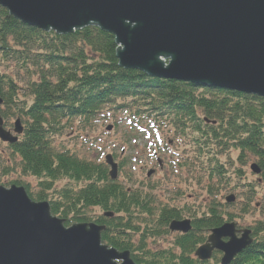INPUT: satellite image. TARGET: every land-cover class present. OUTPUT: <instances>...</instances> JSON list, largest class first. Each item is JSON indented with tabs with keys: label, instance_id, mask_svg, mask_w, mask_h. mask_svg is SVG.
Listing matches in <instances>:
<instances>
[{
	"label": "trees",
	"instance_id": "1",
	"mask_svg": "<svg viewBox=\"0 0 264 264\" xmlns=\"http://www.w3.org/2000/svg\"><path fill=\"white\" fill-rule=\"evenodd\" d=\"M116 48L114 36L98 28L87 27L69 35L46 33L23 25L0 7V62L13 63L26 74L25 81H21L24 88L18 81L0 75L3 118L24 120V134L10 149L20 156L23 175L40 181L37 200H48L53 215L63 219L66 226L92 221L87 211L100 208L114 214L112 218L102 215L95 220L106 227L103 243L119 251H130L137 264H219L218 254L207 262L193 257L198 246L206 241L204 234L239 217L222 212L219 201L212 200L207 211L196 212L197 207L193 210L187 206L162 207L157 211L148 194L113 182L104 163L80 159L69 151L57 152L53 140L76 119L81 123L93 122L107 108L134 111L141 119L161 117L163 125L169 124L177 136H183L198 160L213 163L207 172L209 193L215 197L220 192L212 181L216 180L220 187L231 181L227 163L218 160L219 154L228 155L231 162V154L237 153L235 161L241 166L235 170L238 179L254 157L264 180V98L122 69ZM23 89L24 99L20 102ZM189 159L197 163L192 155L184 160L183 167L189 165ZM63 179L84 186L64 187L57 199L50 200L48 192ZM249 186L241 216L248 214L255 200L256 189ZM26 189L32 197L30 188ZM141 216L152 220L139 223L136 220ZM182 218H191L193 229L176 239L180 254L173 249L157 255L146 251L147 238L167 236L170 222ZM250 230L253 244L233 264H264V220ZM129 233L142 236L138 245L132 243Z\"/></svg>",
	"mask_w": 264,
	"mask_h": 264
},
{
	"label": "water",
	"instance_id": "2",
	"mask_svg": "<svg viewBox=\"0 0 264 264\" xmlns=\"http://www.w3.org/2000/svg\"><path fill=\"white\" fill-rule=\"evenodd\" d=\"M0 7L46 33L95 27L113 35L122 69L264 98V0H0ZM22 131L17 120L14 132ZM0 140H18L1 116ZM106 161L116 180L117 165L111 156ZM251 169L261 173L257 164ZM104 229L65 227L48 202L33 201L24 187L0 186V264H136L129 252L102 244ZM170 229L186 234L192 226L174 221ZM240 232L236 223L213 230L197 257L209 260L217 250L222 264H230L253 242L250 230Z\"/></svg>",
	"mask_w": 264,
	"mask_h": 264
},
{
	"label": "rangeland",
	"instance_id": "3",
	"mask_svg": "<svg viewBox=\"0 0 264 264\" xmlns=\"http://www.w3.org/2000/svg\"><path fill=\"white\" fill-rule=\"evenodd\" d=\"M14 65L13 63L0 62V75L18 81L20 87L24 88L25 83L21 81H25L26 74ZM24 91V89L20 91L18 101H23ZM30 104H32V100L29 101ZM111 110L108 112V108L106 111L104 109L92 123H81L80 119L73 121L63 135L54 140V145L58 151L66 150L77 155L80 159L95 163H105V157L109 154L112 155L118 166H121L120 163L125 165L122 170L119 168L118 181L129 189L148 194L153 200L152 207L157 211L162 207L183 209L184 206L190 209L193 207V210L197 207L199 210L196 212L207 211L211 201L215 199L222 204V212L239 216L235 221L240 230L250 228L256 225L258 221L264 220V180L261 175L254 174L250 169L252 164L257 163L254 157L250 158L243 168L242 178L238 179L235 170L241 169V166L239 162L235 161L237 153L231 154V162H229L228 155L219 154L218 160L221 163H227L231 181L221 187L216 180L212 181L215 189L220 192L218 196L213 197L209 193L211 185L207 172L208 167L213 163L209 164L207 161L198 160L192 151V147L188 143L185 144L180 136H176L177 132L172 126L169 124L161 125V117L154 118L161 125L159 133L165 140V143L160 145L158 143L161 141L158 140L157 142L154 136L157 134V128L152 126L153 124H148L147 120H141L139 123L138 119L131 115V112H112ZM17 118L12 117L6 121L9 129H13V124ZM110 127L111 130H109ZM154 142L159 145L158 149H154ZM192 155L197 159V163L189 159L187 161L189 165L183 167L184 160L192 157ZM149 173L153 174L148 177ZM18 181L28 183L34 196L41 190L40 181L34 177L24 176L21 159L14 155L11 149H8V145L0 141V186L9 188L12 182ZM249 185L256 189L255 200L251 204L248 214L241 216V210L248 200ZM67 186L81 188L84 183L77 185L68 179L60 180L54 185L53 190L48 192L49 199H57V193ZM230 195L236 197V202L233 205L226 203V198ZM157 211L156 214H158ZM103 213L100 208L87 211L91 222H95ZM194 213L192 211V216ZM150 220L152 219L141 216L136 221L140 223ZM129 235L132 243L136 245L142 239L139 233ZM179 235V232L170 231L167 236L162 238L151 236L145 240L146 251L157 255L163 249H173L172 247H174L175 240ZM208 235L209 233L205 234L206 237ZM173 250L178 251L179 254V249ZM220 257L221 255H219V259Z\"/></svg>",
	"mask_w": 264,
	"mask_h": 264
},
{
	"label": "bare ground",
	"instance_id": "4",
	"mask_svg": "<svg viewBox=\"0 0 264 264\" xmlns=\"http://www.w3.org/2000/svg\"><path fill=\"white\" fill-rule=\"evenodd\" d=\"M134 31V30H133ZM137 32L136 31H134V34H136ZM138 34V33H137ZM116 44V43H115ZM116 47H117V45H116ZM118 60V59H117ZM125 70H132V69H125ZM166 81H175V80H166ZM179 82V81H178ZM183 83V82H182Z\"/></svg>",
	"mask_w": 264,
	"mask_h": 264
}]
</instances>
